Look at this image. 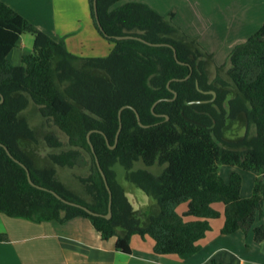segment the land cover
I'll return each mask as SVG.
<instances>
[{
  "label": "trees",
  "instance_id": "1",
  "mask_svg": "<svg viewBox=\"0 0 264 264\" xmlns=\"http://www.w3.org/2000/svg\"><path fill=\"white\" fill-rule=\"evenodd\" d=\"M119 1L97 0L100 27L94 0H89L93 24L112 49L106 56L85 57L0 0V143L28 167L35 183L0 145V213L34 222L88 218L104 239L115 236L116 249L125 254L132 253L131 239L138 234L155 240L156 254L189 259L212 230L211 220L222 216V236L242 229L262 241L264 222L255 221L264 215V23L230 54L232 95L223 82H208V63L215 59L174 22V11L163 15L143 2L115 6ZM27 31L35 38L33 50L22 56L21 64H13L9 52ZM120 35L134 38H115ZM30 101L49 128L43 136L45 146L54 150L47 154L49 165L38 164L26 149L32 142L39 145L20 116ZM126 105L134 109L122 110L116 143L119 110ZM136 111L149 127L140 126ZM231 118L244 121L248 131L254 123L256 133L225 138ZM52 127L67 136L66 144ZM92 130L95 152L88 140ZM96 157L113 193L110 218L104 216L109 191ZM138 162L142 165L136 166ZM117 164L128 182L156 199L157 210L134 208L119 182ZM220 164L257 172L252 194L242 195L240 172L232 171L226 181ZM56 166L89 168L88 175L78 178L90 201L59 179ZM153 166L160 172L151 171ZM51 190L100 215L64 202ZM217 203L223 204V213ZM180 204H187L182 214ZM7 239L0 232V241ZM211 264L222 263L213 259Z\"/></svg>",
  "mask_w": 264,
  "mask_h": 264
},
{
  "label": "crops",
  "instance_id": "2",
  "mask_svg": "<svg viewBox=\"0 0 264 264\" xmlns=\"http://www.w3.org/2000/svg\"><path fill=\"white\" fill-rule=\"evenodd\" d=\"M3 1L41 30L56 39H62L74 54L102 57L108 55L112 49V44H108L110 47L106 49L105 42H102L105 40L93 24L89 0ZM127 2L147 3L163 15L174 11V22L185 33L196 36L207 52L218 48L211 41L219 38H212L213 35L204 23L217 25V30L227 38L237 37L242 28L246 30V26H237L230 18L215 12L220 1L126 0L125 3ZM175 4H178V11L171 10L175 8ZM239 7L242 9L244 6L240 4ZM236 12L237 9L235 12L227 11L231 16ZM34 39L31 32H24L17 46L9 52V60L13 64H21L22 56L32 52ZM95 48L100 55L93 53ZM232 171L237 170L231 168L228 177H223L226 181ZM238 172L243 178L241 193L248 197L253 192L257 172H254L253 181L248 183L244 181L243 172ZM127 194L129 197L128 191ZM215 206L224 212L223 204L217 203ZM263 222L264 215L257 218L255 225ZM223 223L224 216L211 220L212 230L199 241L201 249L191 258L183 259L177 254H156L153 250L155 240L138 234H134L131 239L132 253H122L116 249L117 238L114 236L104 239L88 218L77 217L65 223L34 222L0 213V232L8 236L6 241H0V264H211L213 259L222 264H264V239L256 241L252 231L246 233L242 229L222 236Z\"/></svg>",
  "mask_w": 264,
  "mask_h": 264
},
{
  "label": "rangeland",
  "instance_id": "3",
  "mask_svg": "<svg viewBox=\"0 0 264 264\" xmlns=\"http://www.w3.org/2000/svg\"><path fill=\"white\" fill-rule=\"evenodd\" d=\"M215 1L218 2L220 1L215 7L216 13H220L226 16L227 18H230L231 19L230 21L231 22L233 21L235 24H237V26H246V30L242 28L241 32L237 37H234L232 35V37L234 38H227L226 36H224L225 34L217 30V25L213 26L212 24L207 25L206 23H204L206 29L213 35L212 38H219L215 41H211V43L216 45L218 48L213 50H208L209 53L210 51H212V53L210 54H212L215 59L214 63L212 62L208 63V82L217 85H219V82H223L231 90L232 95H235L236 88L231 84L232 81L230 80L227 73L230 67L229 57L234 47L237 44L246 41L264 23V0H215ZM125 2L126 0H121L117 2L115 6L121 5ZM240 4L244 6L242 7V9H240L239 7ZM178 9H179L178 4H175V8H171V10H175V11H178ZM213 9L214 8H211V10ZM236 9L238 10V12H236V14H233V16L227 13V11L229 10L235 12ZM181 11L184 12L183 9ZM209 39L211 40V38ZM104 40L105 41L102 42H105L104 44L107 49L108 47H110V45L108 44L111 43L108 42L106 39ZM93 53H95V55H100L97 48L94 49ZM20 116L26 119L29 126L33 129L37 137V140L39 141V145H36L34 142L26 144L27 147L26 149L33 154V157L36 159L38 164L42 166L49 165L50 162L47 158V154L54 150L47 148L44 143L43 136L45 132L49 129L48 126L46 125L45 118L42 117L38 107L32 101H30L27 108L21 111ZM238 118L241 117L239 116ZM230 123L232 124V126L224 130L225 138L238 139L247 134L248 126L241 119L235 120V118H231ZM50 129L54 130L60 136V138L65 142V144L67 143V136L63 132L58 130L56 127H52ZM248 132L250 134L249 136H252L256 133V126L254 123L252 122L249 123ZM141 165L142 163L140 162L136 164V166H141ZM55 168L57 171V176L59 177L60 180L64 182V184L67 187L75 190L77 193L81 194L84 198L90 201V196H88L85 193L82 182L78 178V176L88 175L89 168L87 166L74 167V168L56 166ZM231 168H235L237 171L243 172L245 183H248L249 181H253L252 178L255 174L254 170H252L251 172L244 171L242 169L240 170V168L237 166L233 167L229 165L220 164L219 165L220 175L227 178ZM115 169L120 184H122L124 189L128 191L130 197L129 199L131 200V202H133L138 212H141L144 208H146L149 205L153 207L155 210L158 209V204L156 203L155 198H153L152 196H148L142 189L128 182V180L125 179L124 177L125 170L120 164H117ZM149 169L155 173H159L161 170V168L157 166H153ZM186 209H187V204H180L177 207V211L181 214ZM140 214L141 213H139V215Z\"/></svg>",
  "mask_w": 264,
  "mask_h": 264
},
{
  "label": "water",
  "instance_id": "4",
  "mask_svg": "<svg viewBox=\"0 0 264 264\" xmlns=\"http://www.w3.org/2000/svg\"><path fill=\"white\" fill-rule=\"evenodd\" d=\"M94 6H95L96 17H97V23H98V25L101 27V24H100V22H99V18H98V15H97V0H94ZM115 38H117V39L134 38V36H131V35H120V36H116ZM139 39H141V38H139ZM141 40H142V39H141ZM143 41H145V40H143ZM145 42H147V41H145ZM147 43H148V44H153V43H149V42H147ZM157 44H158V43H157ZM173 50H174V56H175L176 60H177L178 62H180V63H183L182 61H180V60L178 59L177 51H176V49H175L174 47H173ZM188 77H189V75H188L186 78H188ZM176 79H179V78H176ZM197 86H199L198 83H197ZM211 92L214 94V97H213V99H214L215 96H216V92H215V91H211ZM174 93H175V96H177L176 91H174ZM174 98H175V97L170 98V100H172V99H174ZM160 100H161V99H160ZM160 100H158V101H160ZM1 101H3V97H2V100H1ZM1 101H0V102H1ZM158 101H156V102L154 103L153 108H154V106L158 103ZM126 107H131V108H133V107L130 106V105H126V106H123L122 108H120V110H119L120 128H119L118 133H117L116 143L118 142L119 133H120V131H121V127H122V124H121V114H122V110H123L124 108H126ZM133 109H134V108H133ZM153 111H154V109H153ZM136 113H137V118H138V122H139L140 126H142V127H149V125L144 124V123L141 121L140 115H139V113H138L137 111H136ZM163 115H164V114H163ZM165 117H166V119H169V116H168V115H165ZM93 131H94V130H92V131H90V132L88 133V140H89V143H90V145H91V148H92L93 152H95L94 146H93V144H92V142H91V139H90V133L93 132ZM106 138H107V137H106ZM107 141L109 142L108 138H107ZM116 143H115L114 145H111L110 147H111V148H114L115 145H116ZM0 145H3V144L0 143ZM3 146L5 147V149H6V151L8 152V154H9V155H10V156H11L16 162H18L19 164H21V165L26 169V171H27V176H28V179H29L30 183L33 184V185H35V183L33 182L32 178H31V174H30V171H29L28 167H27L23 162H21L19 159L15 158V157L12 155V153L10 152V150H9V148H8L7 146H5V145H3ZM96 160H97V163H98L99 169H100V171H101V173H102V176H103V178H104V180H105V184H106V186H107V189H108V191H109V208H108V213H107V214H104V216L107 217V218H110V217L112 216L113 193H112V190H111L110 185H109V183H108V180H107L106 174H105V172L103 171V169H102L101 166H100V163H99V159H98V157H96ZM39 187H41L42 189H44V187H42V186H39ZM45 189H46V188H45ZM51 192L54 193L58 198H60L61 200H63L64 202H66V203H68V204H73V205L83 206L88 212H90V213H92V214H95V215H100V213L91 210V209L88 208L87 206H84V205H82V204L75 203V202H72V201H69V200L65 199L64 197H62V196H61L59 193H57L56 191L51 190Z\"/></svg>",
  "mask_w": 264,
  "mask_h": 264
},
{
  "label": "flooded vegetation",
  "instance_id": "5",
  "mask_svg": "<svg viewBox=\"0 0 264 264\" xmlns=\"http://www.w3.org/2000/svg\"><path fill=\"white\" fill-rule=\"evenodd\" d=\"M213 99V98H212Z\"/></svg>",
  "mask_w": 264,
  "mask_h": 264
}]
</instances>
